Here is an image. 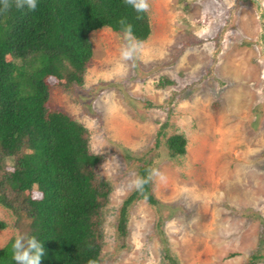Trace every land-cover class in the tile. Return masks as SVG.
Returning a JSON list of instances; mask_svg holds the SVG:
<instances>
[{"label": "rangeland", "instance_id": "1", "mask_svg": "<svg viewBox=\"0 0 264 264\" xmlns=\"http://www.w3.org/2000/svg\"><path fill=\"white\" fill-rule=\"evenodd\" d=\"M148 3L150 35L133 59L120 57L123 34L100 29L82 85L47 80V109L87 130L101 157L95 173L111 189L99 264H169L165 254L176 264L253 255L264 264V0ZM173 135L186 141L183 156L168 154ZM148 162L159 205L134 202L120 236L121 204ZM0 221V248L26 232L1 206Z\"/></svg>", "mask_w": 264, "mask_h": 264}, {"label": "trees", "instance_id": "2", "mask_svg": "<svg viewBox=\"0 0 264 264\" xmlns=\"http://www.w3.org/2000/svg\"><path fill=\"white\" fill-rule=\"evenodd\" d=\"M10 2L7 12L0 11V206L25 223V236L43 243L41 264H99L100 217L111 189L95 173L101 157L89 152L87 130L47 109V80L66 88L82 85L92 56L90 34L104 26L123 34L118 21L124 18L141 44L150 35L147 14L124 0H37L34 11ZM165 144L170 157L184 155L183 136H170ZM6 159L13 161L10 171ZM151 168V162L137 168V184L119 210L120 236L134 202L159 205L150 190ZM5 227L0 221V230ZM14 239L0 248V264H15Z\"/></svg>", "mask_w": 264, "mask_h": 264}, {"label": "clouds", "instance_id": "3", "mask_svg": "<svg viewBox=\"0 0 264 264\" xmlns=\"http://www.w3.org/2000/svg\"><path fill=\"white\" fill-rule=\"evenodd\" d=\"M124 3L137 13H146L150 7L148 0H124ZM11 6L10 0H0V11L7 12ZM15 7L17 9L27 7L29 11H34L37 7V0H15ZM118 23L122 27L125 40V44L120 50V57L122 60H131L141 50L142 45L133 36L131 24H128L124 18L119 20ZM105 28L106 26L103 30ZM108 30L111 29L108 28ZM42 195V193H39V196L42 197ZM12 249L15 264H41V258L45 254L43 243L35 236H25L19 233H17L12 243ZM88 264H95V261L89 260Z\"/></svg>", "mask_w": 264, "mask_h": 264}]
</instances>
